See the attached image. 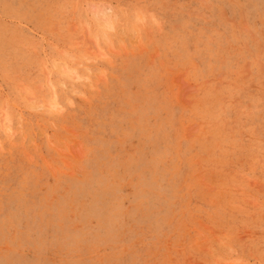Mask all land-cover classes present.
<instances>
[{
	"label": "rangeland",
	"instance_id": "374dc122",
	"mask_svg": "<svg viewBox=\"0 0 264 264\" xmlns=\"http://www.w3.org/2000/svg\"><path fill=\"white\" fill-rule=\"evenodd\" d=\"M0 264H264V0H0Z\"/></svg>",
	"mask_w": 264,
	"mask_h": 264
}]
</instances>
